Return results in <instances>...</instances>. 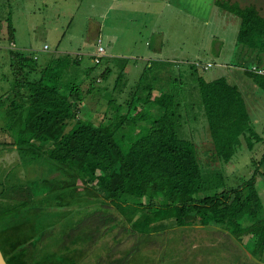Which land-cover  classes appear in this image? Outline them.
I'll return each mask as SVG.
<instances>
[{
    "label": "trees",
    "instance_id": "1",
    "mask_svg": "<svg viewBox=\"0 0 264 264\" xmlns=\"http://www.w3.org/2000/svg\"><path fill=\"white\" fill-rule=\"evenodd\" d=\"M244 2L215 0L214 5L238 18L236 41L264 70V8ZM7 33L12 43L10 26ZM33 55L8 49L0 65L9 67L2 75L8 88L0 93V149H14L17 162L44 158L47 165L41 190L39 184L29 187L39 193L0 184L5 264H104L102 258L89 262V255L117 226L113 212L133 229L150 230V237L160 236L170 222L178 229L218 227L264 263V206L257 189L258 177H264L258 171L264 152L252 162L249 179L226 187L220 170H201L194 142L182 135L192 93L176 78L156 75L164 66H147L126 90L128 61L110 64L95 76L86 69L67 82L64 75L79 65L77 60L64 56L37 70ZM112 68L120 72L107 84ZM191 68L188 85H193L209 130L212 161L219 169L235 165L242 151H252L264 138L254 128L238 85L226 78L206 82L195 64ZM250 70L246 76L264 92V75ZM99 78L104 82L97 86ZM88 100L95 101L88 115L101 117L96 125L79 117L78 104ZM5 201L12 204L1 206ZM245 263L254 264L244 256ZM110 264H130V258Z\"/></svg>",
    "mask_w": 264,
    "mask_h": 264
},
{
    "label": "rangeland",
    "instance_id": "2",
    "mask_svg": "<svg viewBox=\"0 0 264 264\" xmlns=\"http://www.w3.org/2000/svg\"><path fill=\"white\" fill-rule=\"evenodd\" d=\"M214 1L0 0V65L6 63L8 49H18L34 54L37 70L44 69L51 60L64 56L77 60L79 65L73 67L69 75L68 73L64 75L63 80L67 82L80 78L86 69L91 70L92 76L99 75L107 66L120 61L110 58L102 65L93 63L92 55L97 49L96 40L101 38V46L110 55L117 52L128 57L126 59L129 64L125 70L127 90L145 70V64L155 66L170 59L174 64L164 65V71L160 69L161 71H157L156 75L164 78L170 75L179 82L185 83L192 93L191 103L188 101V114L184 115L182 121V135L194 142L198 162L204 173L220 170L219 174L226 177V187H237L249 179L255 170L252 162L261 159L264 142L256 144L252 151H242L235 165L229 167L226 165V168L222 166L219 169L212 161L213 145L203 113L199 108L197 94L192 90L193 85H188L192 82L194 73L191 66L194 67L196 63H210L212 67L206 71L202 67H197V75L206 82L226 78L230 83L238 84L246 100L254 128L263 138L264 92L255 87L245 74V70H250L253 66L257 68L258 64L256 56L236 41L238 18L221 11L214 5ZM232 1L235 0H230ZM241 1H245L243 4L254 3L264 8V0ZM118 22L121 24L120 28L115 27V23ZM9 26L13 29L12 43L8 42ZM109 40H119V42L112 47ZM161 40L164 55L162 57L150 55L146 42L153 46L156 41ZM45 46L47 50H43ZM123 56L119 58L124 59ZM146 57H150V60L144 61L143 58ZM8 70L7 66L0 67V93L8 88L7 80L2 78L3 73L8 74ZM118 71L117 68L111 69L106 80L107 84H112L116 80ZM103 82L104 80L99 78L96 84L98 86ZM83 86L84 90H88L87 84ZM121 98H118V102H122ZM94 107V100H88L87 104H78L79 117L96 125L100 122V114L88 115V109ZM1 121L0 116V126ZM103 122L106 123V120ZM124 139V146L127 147L129 135L125 134ZM7 149L9 151L0 149V184L5 187L17 186L19 190L30 189L34 193L35 188L29 187L35 183L39 184L38 188L41 190V184L46 180L45 159L17 162L18 156L14 149ZM258 171L264 172V164ZM257 187L264 206L263 176L258 177ZM23 198L19 196L20 200ZM32 198L33 196L26 197L30 201ZM142 202L147 204L148 200L144 199ZM8 203L12 204L10 201H5L1 206ZM113 215L117 217V226L94 245L92 254L89 255L91 263L102 258V263L110 264L126 257L130 258V264L133 262V264H142L143 260L146 264H243L244 262L241 246L218 227L197 226L178 229L174 222H170L169 229L160 233V236L150 237V230L133 229L116 212H113ZM245 241L246 239L243 240ZM154 246L158 249L153 250ZM247 247L252 249L250 244ZM160 255H163L162 261L158 263L156 260ZM238 259L239 262L236 261Z\"/></svg>",
    "mask_w": 264,
    "mask_h": 264
},
{
    "label": "crops",
    "instance_id": "3",
    "mask_svg": "<svg viewBox=\"0 0 264 264\" xmlns=\"http://www.w3.org/2000/svg\"><path fill=\"white\" fill-rule=\"evenodd\" d=\"M115 27H117V28H120L121 27V24H119V22L118 23H115ZM98 38H100V35L98 36ZM94 42H95V40H94ZM118 42H119V40H109V43L111 44V46L112 47H115L117 44H118ZM98 43H100V45H101V43H102V40H101V38L100 39H98V40H96V47H97V44ZM146 45H147V48H148V52H149V54L150 55H153V56H157V57H162L163 55H164V50H163V41L161 40V41H156L155 43H154V45L152 46L151 45V43H148V42H146ZM48 49V48H47ZM46 49V50H47ZM104 49V48H103ZM18 50V49H17ZM43 50H44V48H43ZM104 52H105V56L102 58V60H101V62L105 59V60H110V58L111 59H113V58H115V59H119V60H125V61H127V59L126 58H128V57H124L123 55H121L120 53H117V52H115V53H111V55H110V53L106 50V49H104ZM121 56H123L124 57V59H120L121 58ZM120 57V58H119ZM92 59H93V55H92ZM143 60L144 61H149L150 60V57H146V58H143ZM159 64H161L160 66H164V65H166V66H170L171 64H174V62L173 61H170V59H166V60H164L163 62H161V63H157V65H159ZM150 67V66H152V65H150V64H145V67H144V69H146V67ZM262 68H264V67H262ZM144 71V70H143ZM83 74H84V72H83ZM236 84V83H235ZM236 85H238V84H236ZM238 87L240 88V91H241V87L238 85ZM241 93H242V91H241ZM243 95V94H242ZM209 227H214V226H209ZM209 227H207V228H209ZM220 231H222V230H220ZM226 233V232H225ZM242 256H245V254H244V252H243V254H242ZM237 262H239V259L238 260H236Z\"/></svg>",
    "mask_w": 264,
    "mask_h": 264
},
{
    "label": "built area",
    "instance_id": "4",
    "mask_svg": "<svg viewBox=\"0 0 264 264\" xmlns=\"http://www.w3.org/2000/svg\"><path fill=\"white\" fill-rule=\"evenodd\" d=\"M46 49H47V47L45 46L44 47V50H46ZM104 56H105L104 49L100 45V43H98L97 44L96 52L93 54V63L95 65L100 64L101 63V60H102V58ZM195 66L196 67H202L203 70H205V71L208 70L210 67H212V65L210 63H207V64H198V63H196ZM250 71L253 72V73H256V74L264 75V70L263 69L259 70L256 67H252Z\"/></svg>",
    "mask_w": 264,
    "mask_h": 264
},
{
    "label": "water",
    "instance_id": "5",
    "mask_svg": "<svg viewBox=\"0 0 264 264\" xmlns=\"http://www.w3.org/2000/svg\"><path fill=\"white\" fill-rule=\"evenodd\" d=\"M242 251L244 252L245 256L248 258V260L251 261L252 263H254V264H264L263 262H261L260 260L255 258L252 254H250L246 249L242 248ZM0 264H5L1 253H0Z\"/></svg>",
    "mask_w": 264,
    "mask_h": 264
}]
</instances>
